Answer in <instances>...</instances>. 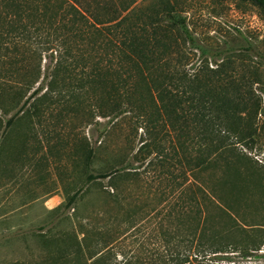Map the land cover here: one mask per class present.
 <instances>
[{
	"label": "trees",
	"instance_id": "obj_1",
	"mask_svg": "<svg viewBox=\"0 0 264 264\" xmlns=\"http://www.w3.org/2000/svg\"><path fill=\"white\" fill-rule=\"evenodd\" d=\"M138 1L0 0L1 64L5 68H15L17 64L35 68L30 84L26 71L20 75L25 90L40 81L29 100L14 106L2 135L14 130L19 120H24L28 124L25 129L32 133L36 125L41 128L46 118L49 121L53 108L56 127L78 118L86 125L96 117L108 119L110 124L125 120L132 125L130 134L137 136L141 130L135 155L142 163L147 160L143 170L155 169L157 177L163 176L165 199L175 195L182 205L184 237L198 245L196 264H212L206 257L227 246V216L235 225L251 230L245 231L247 240L242 244L258 251L264 218L263 222H254L247 220L248 215L240 216L238 208H234L238 196L232 191L228 192L231 201L225 207L208 182L213 176L208 181L200 179L216 169L230 175L231 170L246 167L243 163L247 155L238 147L254 142L255 120L261 108V98L253 90V74L222 65L183 68L187 57L181 41L191 46L195 41L185 20L174 16L175 4L170 0H143L144 5L137 6ZM240 1L264 14V0ZM19 54L21 60L12 57ZM47 72L51 79L47 90L40 94ZM7 92L9 89L0 85V110L5 114L8 111L2 98ZM127 141L132 144V139ZM82 152L86 184L108 179L112 197L118 196L117 180L139 175L128 164L129 153L119 155L117 161L110 160L108 168L93 171L95 149L86 142ZM242 176L263 177L247 170ZM190 177L196 186L189 184ZM249 179L231 186L238 187L237 193L246 194L245 181ZM253 184L264 190L263 182L255 180ZM77 196V192L71 195L65 207H72ZM261 204V209L254 210L264 211V202ZM211 205L224 218V226L206 240L211 231ZM189 207L196 209L188 212ZM170 234L166 237L168 246L175 238ZM200 250L205 253L203 257L199 256ZM123 256L115 264H130ZM101 261L100 256L91 264H113L111 259ZM174 264L194 263L182 256L176 257Z\"/></svg>",
	"mask_w": 264,
	"mask_h": 264
},
{
	"label": "rangeland",
	"instance_id": "obj_2",
	"mask_svg": "<svg viewBox=\"0 0 264 264\" xmlns=\"http://www.w3.org/2000/svg\"><path fill=\"white\" fill-rule=\"evenodd\" d=\"M170 1L176 7L174 16L185 20L195 41L193 46L181 41L187 57L183 68L222 65L253 74V90L261 98V108L255 120L254 142L238 147L247 155L243 163L246 167L233 169L230 175L216 169L200 179L208 181L213 176L208 182L225 207L231 201L228 192L232 191L238 196L234 208H238L240 216L263 222L264 211L254 209H261L264 190L254 186L253 181L264 183V14L240 0ZM142 5L144 1L139 0L137 6ZM30 50L31 60L32 46ZM12 57L21 60L20 54ZM2 62L0 85L9 92L2 98L8 113L0 110V264H91L100 256L104 262L111 259L115 264L120 263L123 255L130 264H174L176 257L182 256L196 264L198 245L184 237L181 203L175 195L165 199L163 176L157 177L155 169L143 170L147 160L142 163L135 155L141 130L136 136L129 133L132 125L125 120L110 124L108 119L97 117L89 125L78 118L56 127L53 108L49 121L46 118L41 128L36 125L32 133L25 129L28 124L19 120L14 130L2 135L4 122L14 113V106L20 107L29 100L40 83L25 90L20 75L26 71L30 84L35 68H21V64L5 68ZM41 71L43 75L44 68ZM47 75L40 94L47 90L50 72ZM126 139H132V144L126 143ZM86 142L96 151L93 171L108 168L109 161H117L119 155L130 154L128 164L139 175L117 180L118 196H111L108 179L86 184L82 152ZM246 170L259 172L263 177L245 178L242 175ZM242 179H249L245 181L246 194L237 193L238 187L231 186L240 185L233 182ZM191 182L194 183L192 177ZM75 192V203L65 207ZM193 209L196 208L189 207L188 212ZM208 209L212 221L206 240L224 226L218 210L213 205ZM225 219L227 246L222 252L208 255L210 263L264 264V230L259 234L260 250L252 251L242 244L247 240L245 231L251 230L235 225L228 216ZM230 224L236 227L231 228ZM169 233L175 236L170 246L166 242ZM199 252L203 257L205 253Z\"/></svg>",
	"mask_w": 264,
	"mask_h": 264
}]
</instances>
